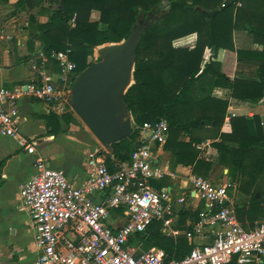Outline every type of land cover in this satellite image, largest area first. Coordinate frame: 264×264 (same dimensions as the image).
<instances>
[{"label":"trees","instance_id":"trees-1","mask_svg":"<svg viewBox=\"0 0 264 264\" xmlns=\"http://www.w3.org/2000/svg\"><path fill=\"white\" fill-rule=\"evenodd\" d=\"M224 1L17 0L16 4L23 8L44 2L54 4L44 22L29 16L27 47L32 53L33 42L39 41L41 52L57 71H60L59 63L51 54L66 52L75 64L68 79L70 85L93 62L89 57L95 48L121 42L139 19L144 20L155 11L156 18L143 30L134 50L133 83L123 96L133 115V130L128 137L111 144L106 162L110 166L112 161L129 160L141 144L139 134L143 123L164 118L169 131L162 148L171 152L172 167L191 165L196 174L205 178L215 162L227 168L231 183L241 194L249 195L237 208L238 219L243 223L246 217L252 223L257 218L264 219V127L259 114L235 115L229 119L230 131H220L228 101L210 93L213 87L220 86L228 88L230 96L237 100L264 101V0H231L219 9ZM92 10L99 12L96 20L90 19ZM213 10L217 12L211 14ZM236 29L252 35L259 47L236 49L232 39ZM192 33L196 34L193 47L172 45L174 39ZM206 48L214 55L221 49L234 52L237 68L243 64L253 69L252 77H230L213 58L202 67ZM55 87L62 89L63 85L59 81ZM43 118L51 135L61 132V124H69L73 115L49 112ZM207 127L213 132L210 136L201 134ZM182 133L188 141L179 140ZM205 139H212L211 145L216 150L213 159L199 156L197 145ZM161 227L160 221L153 222L146 231L131 237L129 243L140 244L144 250H163L165 261L189 253L193 245L185 235H163Z\"/></svg>","mask_w":264,"mask_h":264},{"label":"built area","instance_id":"built-area-1","mask_svg":"<svg viewBox=\"0 0 264 264\" xmlns=\"http://www.w3.org/2000/svg\"><path fill=\"white\" fill-rule=\"evenodd\" d=\"M51 55L60 66L57 78L33 61L36 75L31 82L14 88L0 85V135L15 138L19 149L34 156L35 173L20 186L21 206L29 213L38 250L32 264H252L264 259V220L244 227L228 193L231 181L215 183L202 176L189 178L193 197L203 203L192 227L184 231L193 245L189 253L165 261L163 250L129 243L156 221L162 223L161 232H179L172 219L178 218L187 197L152 185L164 174L151 151L168 136L164 118L143 123L141 144L129 160L109 166L101 143L88 151L87 177L81 185L71 183L61 169L49 167L38 154L35 139L20 132L18 100L29 97L45 103L48 112H67L64 95L70 94L68 79L75 64L66 52ZM59 81L62 89L55 87ZM209 228L214 231L208 242L192 241Z\"/></svg>","mask_w":264,"mask_h":264},{"label":"crops","instance_id":"crops-1","mask_svg":"<svg viewBox=\"0 0 264 264\" xmlns=\"http://www.w3.org/2000/svg\"><path fill=\"white\" fill-rule=\"evenodd\" d=\"M16 1L17 0H7L2 2L0 8H6L11 5L13 7V5L16 4ZM93 13H97L99 16V12L96 10L91 11L90 19L96 20L98 16L93 19ZM27 24L28 21L25 25ZM22 27L15 24L13 19L6 22L0 21L1 86L14 88L31 82L36 75L31 69L33 61L38 68L52 74L54 78H57L60 73V71L52 68L53 66H50L46 56L41 52L42 45L39 41L33 42V51L30 53L26 42L28 35L27 32L25 33L23 31ZM232 39L236 49H252L259 47V45L254 43L252 35L248 34L245 30H234L232 32ZM195 41L196 34L192 33L174 39L172 45L174 47L187 46L191 48L194 46ZM41 54L43 55L42 57ZM26 55H29L27 59ZM211 58L221 63V69L226 75L230 77L240 76L250 78L248 76L250 74L246 73L248 70H245L247 68H245L243 64L239 65V68H237V59L234 52L221 49L214 55L209 48H206L203 53L201 66L203 67V65ZM210 94L212 97L228 101L226 116L221 125L220 131H230L229 119L231 116H250L258 113L255 110L259 108L257 107L259 102L252 103L232 98L228 88L216 86L212 88ZM18 109L20 112L19 129L21 134L35 139L36 150L37 146L41 145L37 152L45 159L49 167L61 169L71 183L81 185L87 177L86 155L88 151L100 143L94 138L92 133H89L86 128L87 126L85 125V127L84 125H81V122H79L80 120H78L79 117L76 118V116H73V119L69 124H61V132L49 135L43 118L44 115L49 113L45 103L23 96L18 100ZM127 116L131 118V124L133 125V115L129 110L124 118ZM201 134L210 136L213 132L207 127V130H203ZM60 140L62 142L65 140L67 144L66 155L64 154L65 151L61 153L54 151L50 155L44 153L46 147ZM179 140L188 141V137L182 133ZM211 141L212 139H205L203 142L199 143L198 145H202L201 148L197 145L200 157L207 158L205 155L208 154L209 151H213V149L210 150L209 148L211 146ZM76 143H80L81 145H84V147L75 150L72 147ZM105 149L108 153L111 150H108L106 147ZM151 151L153 153L154 162L164 170L162 177L152 180V185L156 189L170 188L174 195L181 192L187 197L181 211L178 213V218L172 219L173 229H176L179 232L171 234L164 231L165 233L162 232V234L173 237L180 234L185 235L184 231L189 230L192 227L194 221L197 219L198 212L203 209V203L193 197L189 178L191 176L201 175L196 174L191 165L177 164L172 167L170 162L171 152L164 150L162 145L153 144ZM212 153L214 154L208 159L215 157L216 150ZM34 173V156L19 149L15 138L0 135V264H32L37 258L38 250L34 242L32 222L28 211L21 206L20 202V186ZM228 180H230V178L225 181ZM213 182L223 183L221 181ZM235 188V184H233L232 188H230L231 190H228L229 195L234 201L235 198L231 192L235 190ZM188 195H190V197H188ZM235 204L237 214V208L240 207L243 202L237 204L235 201ZM183 216H185L184 219H182ZM256 222H258L257 219L253 220L251 223L250 220L245 217L241 224L244 227H251ZM189 225V229L185 228ZM213 229L209 228L206 229L203 234L195 235L192 241L198 244L208 242L211 239L212 232L214 231ZM252 264H264V259Z\"/></svg>","mask_w":264,"mask_h":264},{"label":"water","instance_id":"water-1","mask_svg":"<svg viewBox=\"0 0 264 264\" xmlns=\"http://www.w3.org/2000/svg\"><path fill=\"white\" fill-rule=\"evenodd\" d=\"M230 1L225 0L219 9ZM216 12L217 10H213L211 14ZM149 24L150 22H147L144 26L132 27L130 34L123 41V47L127 46V50H115L109 55L108 50H99L102 59L89 64L75 78L70 89L74 112L108 150L111 149V144L128 137L133 130L131 118H124L128 109L123 96L133 83L134 50L143 30ZM248 27L246 24V28ZM256 197H259L258 192Z\"/></svg>","mask_w":264,"mask_h":264},{"label":"rangeland","instance_id":"rangeland-1","mask_svg":"<svg viewBox=\"0 0 264 264\" xmlns=\"http://www.w3.org/2000/svg\"><path fill=\"white\" fill-rule=\"evenodd\" d=\"M2 2H5V0H0L1 5H2ZM163 4H165V3H163ZM53 6H54L53 3L44 2V3L36 4L33 8H28V7L23 8V7H19L17 4L13 5V7H12V5L7 6L6 8L2 7V8H0V21L6 22V21H10L13 19L15 24H17L21 27L23 26L22 27L23 31L25 33L27 32V35H28V31H29V29L27 27L28 24L25 25V23L28 21L29 16H33L36 21L44 22L47 19L49 12H50V9H52ZM163 10H165V9H163ZM97 16H98L97 13L92 14L93 19L97 18ZM156 16H157V13L155 11H151L144 20L139 19L138 22L136 23L135 27H137L138 25L144 26V24H146L147 22L151 23L156 18ZM123 41L124 40H122L121 42L114 43L112 45H110V44L102 45V47H100V48H95L93 55L89 57V61L99 62L102 59L101 57L98 58L100 56V54L98 53L99 50H101V52H103V51L105 52V50H108L107 55H109L110 52L115 51V50L120 51V50H123L124 48H126V50H127V46L123 47L124 46ZM245 70H248V71H246V73L252 74L253 70L251 68H247ZM248 76L252 77L251 75H248ZM74 81H73V83H74ZM73 83L71 85H73ZM58 85L60 86L59 83H58ZM71 85L70 84L68 85V86H70V89H71ZM64 97L68 101V103L66 104V107L68 108L67 112L71 113L73 116H76V118H78L77 114L73 110V101L70 99V94L66 92ZM257 107H259V108H257L255 111H257L258 112L257 114L260 115L261 125L264 127V101H262V100L259 101V105ZM78 120H80L79 122H81V125L85 126V124L82 122V120L80 118H78ZM87 130L89 131L90 134L92 133L88 128H87ZM92 135L94 136L93 133H92ZM94 138L97 140V138L95 136H94ZM40 146H37V150L40 149ZM66 147H67V144H66L65 140H63V142L61 140L56 141L52 145L46 147L44 149V153L50 155L54 151H56V152L58 151V153L65 151L64 154L66 155V152H67ZM81 147H84V145H81L80 143H76L72 148L75 150H78V149H81ZM209 148H210V150L213 149V151H209L208 154L205 155L207 158L212 156L214 154L212 152H214V150H215V148L212 145ZM69 155H70V153H69ZM207 178H209L212 181H216V182H219V181L224 182L226 179H228L230 177L227 174V168L221 167V166L217 165V163L215 162V164L213 165V169L211 170V172L209 173ZM231 193L233 194L237 204H240L241 202L246 201L249 197V195H247V194H241L236 188ZM262 220H264V219L257 218V221H262Z\"/></svg>","mask_w":264,"mask_h":264}]
</instances>
